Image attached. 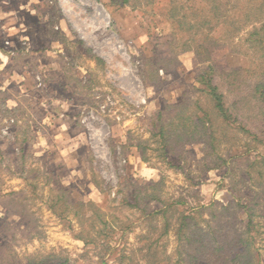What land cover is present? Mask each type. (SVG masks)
Wrapping results in <instances>:
<instances>
[{
  "label": "rangeland",
  "instance_id": "374dc122",
  "mask_svg": "<svg viewBox=\"0 0 264 264\" xmlns=\"http://www.w3.org/2000/svg\"><path fill=\"white\" fill-rule=\"evenodd\" d=\"M121 1H7L9 28L0 23V264H28L32 256L49 255L69 264H146L140 239H157L162 221L149 220L137 209H117V203L105 205L128 194L129 183L161 182L163 199L185 207L226 204L236 197L233 184L246 196L243 202L253 196L252 183L242 182L248 172L244 159L206 171L199 146L184 161L164 159L148 117L196 85L199 65L193 52H182L184 39L167 18L171 0H132L126 7ZM228 51L213 55L219 69L249 65L228 57ZM5 105H19L17 116L2 113ZM21 141L29 151L24 167L18 157ZM245 142L239 137L241 145ZM140 145L147 148L148 163ZM89 153L99 163L96 176L85 159ZM257 154L264 155V147L249 157ZM36 170L40 176L33 192L29 179ZM57 183L72 185L81 199L103 206L117 228L113 250L86 246L78 238L77 221L50 210ZM5 207L24 218L8 216ZM6 215L10 225L3 221ZM258 215L257 249L264 264V203ZM160 244L173 253V234Z\"/></svg>",
  "mask_w": 264,
  "mask_h": 264
},
{
  "label": "trees",
  "instance_id": "16d2710c",
  "mask_svg": "<svg viewBox=\"0 0 264 264\" xmlns=\"http://www.w3.org/2000/svg\"><path fill=\"white\" fill-rule=\"evenodd\" d=\"M131 1L122 0V7L130 6ZM167 9L174 33L184 39L182 52H193L199 67L196 85L148 117L149 132L167 161L170 156L184 161V155L195 153L194 146L200 148L206 171L227 166L229 160L244 159L248 172L242 182L252 183L253 196L243 202L246 196L233 184L230 190L236 197L227 204L215 201L185 207L180 201L163 199L157 188L161 182L129 183L128 194L119 201L106 200L105 205L117 203V209H137L149 220L162 221L157 239L149 235L140 239L144 242L141 253L146 264H262L256 218L264 203V155L249 156L264 147V0H171ZM225 49L229 50L228 57L246 60L249 65L228 72L219 69L213 55ZM95 59L103 63L100 57ZM19 109L5 113L15 117ZM239 137L246 142L241 145ZM18 145L23 165L29 151L25 141ZM143 146L138 148L142 150V160L148 163L147 148ZM85 159L96 176L98 161L90 153ZM168 165L178 169L173 163ZM39 176V171L31 173L28 182L33 192ZM93 182L102 194L110 195L97 177ZM56 185L50 210L61 219L76 220L80 227L78 238L86 246L113 250L111 242L117 228L106 219L103 206L81 199L72 185ZM155 205L158 207L153 210ZM5 209L8 216L24 218L23 213ZM171 234L175 249L169 254L160 243ZM56 257L32 256L28 264H69L68 259Z\"/></svg>",
  "mask_w": 264,
  "mask_h": 264
},
{
  "label": "crops",
  "instance_id": "0c3cea01",
  "mask_svg": "<svg viewBox=\"0 0 264 264\" xmlns=\"http://www.w3.org/2000/svg\"><path fill=\"white\" fill-rule=\"evenodd\" d=\"M3 3H2V7H0V23H2L3 25H2V28H9L8 26L9 25H7L8 24V22H7V20H8V18L11 16V14H9V13H12V12H9L8 10H6L5 9V6H6V4H7V1L8 0H1ZM21 9H17L16 10V14L18 15V14H20V11ZM16 16V15H15ZM2 30V29H1ZM7 30H10V29H7ZM2 31H4V30H2ZM5 32V31H4ZM7 32V31H6ZM4 103H6V101H4ZM19 106V105H18ZM17 105L15 106V107H13V108H9L7 105H5V107H4V109L5 110H3V111H1L2 113L4 112V114H6L5 113V111L6 110H11L12 112H14L15 111V109L18 107ZM6 116H11V115H9V114H6ZM228 203V202H227ZM226 203V204H227ZM225 204V203H224Z\"/></svg>",
  "mask_w": 264,
  "mask_h": 264
}]
</instances>
